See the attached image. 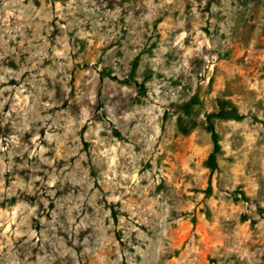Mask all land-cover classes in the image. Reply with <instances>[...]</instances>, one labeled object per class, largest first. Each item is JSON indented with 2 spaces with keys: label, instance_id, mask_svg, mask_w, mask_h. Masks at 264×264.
<instances>
[{
  "label": "rangeland",
  "instance_id": "rangeland-1",
  "mask_svg": "<svg viewBox=\"0 0 264 264\" xmlns=\"http://www.w3.org/2000/svg\"><path fill=\"white\" fill-rule=\"evenodd\" d=\"M0 264H264V0H0Z\"/></svg>",
  "mask_w": 264,
  "mask_h": 264
},
{
  "label": "trees",
  "instance_id": "trees-1",
  "mask_svg": "<svg viewBox=\"0 0 264 264\" xmlns=\"http://www.w3.org/2000/svg\"><path fill=\"white\" fill-rule=\"evenodd\" d=\"M219 116L221 118H224V119L225 118H231V119H238L239 118V116H236V114H233L231 112H224V111L221 112V114H219ZM206 129L210 133L211 140L213 143V151L211 152V154L207 158L206 166L208 168L212 169L216 164V154L218 152V140H217V135L214 131V126L210 120L207 121Z\"/></svg>",
  "mask_w": 264,
  "mask_h": 264
}]
</instances>
